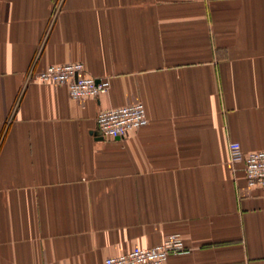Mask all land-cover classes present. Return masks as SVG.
I'll use <instances>...</instances> for the list:
<instances>
[{"label":"crops","instance_id":"1","mask_svg":"<svg viewBox=\"0 0 264 264\" xmlns=\"http://www.w3.org/2000/svg\"><path fill=\"white\" fill-rule=\"evenodd\" d=\"M81 63L106 94L29 81ZM147 124L101 137V111ZM264 0H0V264H103L180 235L163 264H264Z\"/></svg>","mask_w":264,"mask_h":264},{"label":"built area","instance_id":"2","mask_svg":"<svg viewBox=\"0 0 264 264\" xmlns=\"http://www.w3.org/2000/svg\"><path fill=\"white\" fill-rule=\"evenodd\" d=\"M81 63L52 65L28 76L29 81L66 87L71 99L79 101L98 98L107 93L109 80L83 77ZM147 124L145 109L141 103L101 111L96 117L97 132L101 137L123 138L129 132ZM231 165L243 164L246 182L250 187L264 190V151L244 155L238 143L228 145ZM187 253L178 234L165 237L161 244L152 248L133 249L118 257H109L103 264H163L172 255Z\"/></svg>","mask_w":264,"mask_h":264}]
</instances>
